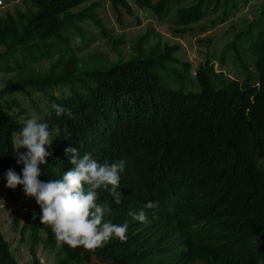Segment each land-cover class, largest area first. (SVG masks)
Here are the masks:
<instances>
[{"label": "trees", "instance_id": "1", "mask_svg": "<svg viewBox=\"0 0 264 264\" xmlns=\"http://www.w3.org/2000/svg\"><path fill=\"white\" fill-rule=\"evenodd\" d=\"M109 1L115 11L132 15L128 0ZM248 1L197 0L180 7L171 15L174 34L198 25L211 4V13L222 10L210 21L212 27ZM133 3L159 20L170 15L169 0ZM100 5L101 0H29L25 12L0 16V174L5 184L10 168L22 176L15 137L27 119L37 118L50 129L61 128V136L46 146L51 155L40 166L41 181L62 179L74 168L68 147H76L81 157L90 153L101 164L126 162L120 174L124 202L116 205L107 192H97L98 203H111L105 220L129 224L127 242L114 238L82 254L64 245L60 264H88L93 253L107 264H264V4L220 51L205 54L194 75L195 92L171 89L155 74L166 65L181 68L182 75L191 67L175 57L178 44H151L150 38L160 40L151 28L133 40L132 59L106 70L88 69L89 60L105 54L90 53L89 59L73 38L85 43L89 33L83 25L89 23L108 36ZM122 42L112 41L116 56ZM212 59L220 67L229 63L228 72L241 80L216 72ZM44 61L45 69L40 67ZM53 104L71 109L75 119L58 117ZM68 133L70 139H63ZM8 192L13 195V189ZM148 201L159 202L156 218L144 208ZM141 210L145 223L128 215ZM25 221L22 234L27 225L52 233L40 221ZM0 264H17L1 232Z\"/></svg>", "mask_w": 264, "mask_h": 264}, {"label": "rangeland", "instance_id": "2", "mask_svg": "<svg viewBox=\"0 0 264 264\" xmlns=\"http://www.w3.org/2000/svg\"><path fill=\"white\" fill-rule=\"evenodd\" d=\"M3 6L0 8V16H4L6 13L14 14L16 11L25 12L29 0H1ZM131 4L132 15L126 13L124 10L119 9L117 12L110 6L109 0H101V5L98 8V15L102 20L103 26L108 32V36L104 37L102 32L97 26L89 23L83 25L88 31L87 40L85 43H79V41L73 38V42L77 46L82 47L81 54L89 58L90 53L105 54L108 56H97L89 60L91 63L88 69L106 70L112 64L119 60L128 61L132 59L128 56L131 53V46L133 40L144 34L148 28L153 29L154 34L160 36V40L156 38H150V43L158 42L160 46L169 44L173 46L178 44L181 48L180 51L175 54V57L181 61L189 62L190 72L182 75L181 68L171 67L166 65L160 70L154 71L155 74L161 79V82L174 90H182L183 92H195L198 90L194 75L196 68L203 64L205 61V54L212 52L213 48L218 52L226 43L232 40L233 36L240 31L244 30L246 25L252 20L257 18L264 4V0H249L247 4L240 5L237 11H233L226 21L222 23H216L214 26H210V21L216 20L221 14V8L211 13L214 5L211 4L209 8V15L206 16L198 25L193 26L191 30H188L181 36L174 34L177 29L174 25L171 15L175 13V10L180 7H188L195 3L197 0H176L170 1V15L166 18L159 20L150 10L138 9L133 0H128ZM159 0H152L153 3H157ZM206 27L205 31H200L198 27ZM122 38L123 42L119 47L122 52L119 56H116L113 49V39ZM87 58H83V67L87 62ZM90 59V58H89ZM216 72H223L229 78L234 77L241 80L240 77L231 75L228 70L231 68L229 63L226 67H220L216 60H211ZM47 68V61L41 62L40 67ZM12 74H8L10 76ZM3 74H0V77ZM231 76V77H230ZM58 95V92L55 91ZM21 99L22 97L17 96ZM31 113V111H30ZM17 137V136H16ZM15 137V140H16ZM19 152H26V149L21 148ZM264 166V162H263ZM21 168L23 165L21 164ZM2 174V173H1ZM0 174V232L8 242L12 255L14 256L17 264H33V258L31 251L33 250L38 264H60L65 260V254L62 248L56 246L54 234L47 231L45 227H38L35 232L28 225L25 227V233H21L22 227L27 220L40 221L41 209L36 203L34 198L26 197L23 186L18 185L13 190V195L9 194L5 181ZM26 208L27 212H23L22 209ZM35 214L36 219H33ZM36 233V237H35ZM23 236V238H22ZM76 254H82L85 251L82 247L74 249ZM70 264H85L82 261H75ZM88 264H107L105 261L96 257L95 253L89 255Z\"/></svg>", "mask_w": 264, "mask_h": 264}, {"label": "clouds", "instance_id": "3", "mask_svg": "<svg viewBox=\"0 0 264 264\" xmlns=\"http://www.w3.org/2000/svg\"><path fill=\"white\" fill-rule=\"evenodd\" d=\"M52 108L58 117L66 115L75 119L69 108L57 104H53ZM63 131L67 133V127ZM59 136V125L50 129L48 123L38 122L37 118L27 119L15 140L16 162L23 165L22 176L8 169L5 173L6 187L14 190L22 185L26 197L35 199L41 209L40 223L51 229L58 248L67 245L72 249L82 247L85 251L95 252L114 238L126 243L129 224L117 225L105 220L112 213L110 201L116 205L124 202L120 174L125 171V160L104 161L101 164L90 153L81 157L76 147H68L65 153L71 155L70 162L74 168L64 173L62 179L41 181L40 166L46 165L47 157L51 155L47 147H51L54 138ZM70 136L68 133L63 139L68 140ZM21 148L26 152H19ZM97 190L107 192L112 199L98 203ZM144 208L152 210L153 218H156L159 202L148 201ZM128 215L135 221L147 222L144 210L139 213L130 211ZM33 219H36L35 214Z\"/></svg>", "mask_w": 264, "mask_h": 264}, {"label": "built area", "instance_id": "4", "mask_svg": "<svg viewBox=\"0 0 264 264\" xmlns=\"http://www.w3.org/2000/svg\"><path fill=\"white\" fill-rule=\"evenodd\" d=\"M3 6V2L0 0V8ZM23 212H26V208H23Z\"/></svg>", "mask_w": 264, "mask_h": 264}]
</instances>
